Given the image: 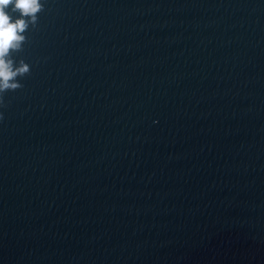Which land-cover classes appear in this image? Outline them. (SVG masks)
Wrapping results in <instances>:
<instances>
[{
    "label": "water",
    "instance_id": "1",
    "mask_svg": "<svg viewBox=\"0 0 264 264\" xmlns=\"http://www.w3.org/2000/svg\"><path fill=\"white\" fill-rule=\"evenodd\" d=\"M0 102V264H264V0H42Z\"/></svg>",
    "mask_w": 264,
    "mask_h": 264
},
{
    "label": "clouds",
    "instance_id": "2",
    "mask_svg": "<svg viewBox=\"0 0 264 264\" xmlns=\"http://www.w3.org/2000/svg\"><path fill=\"white\" fill-rule=\"evenodd\" d=\"M42 8V0H0V102L4 92L21 87L17 78L30 71L29 64L12 53L22 48L25 33L35 27Z\"/></svg>",
    "mask_w": 264,
    "mask_h": 264
}]
</instances>
